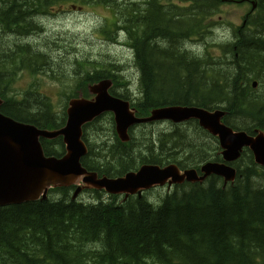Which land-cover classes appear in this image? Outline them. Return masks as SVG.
Returning <instances> with one entry per match:
<instances>
[{
    "label": "trees",
    "instance_id": "trees-1",
    "mask_svg": "<svg viewBox=\"0 0 264 264\" xmlns=\"http://www.w3.org/2000/svg\"><path fill=\"white\" fill-rule=\"evenodd\" d=\"M61 1L0 0L1 100L20 67L37 62L32 70L55 78L72 66L68 56L61 57V44L37 32L35 18ZM71 1L116 8L112 28L102 33L110 39L124 31L138 72L139 97L133 100L137 116L172 105L222 109L224 123L235 131L264 132V0H248L255 11L232 28L231 41L221 44L231 61L217 64L186 45L205 42L211 33L205 21L228 0ZM111 67H94L92 73L79 75L75 85L86 95L87 83L111 79L117 87L112 93L126 99L131 76L123 79L112 74ZM253 82L263 91L253 89ZM47 101L27 94L21 102L3 103L0 114L38 129L57 130L65 114L55 116ZM189 127L193 131L178 132L175 127L170 133L138 132L127 148L119 142L103 147L83 157L81 165L98 177L123 176L137 163L197 167L203 155H195L205 151L202 140L208 135L195 122ZM96 134L90 133L91 139ZM39 141L45 156L64 154L61 137ZM233 166L237 176L232 184L223 188L214 176L203 183L184 182L159 204L135 197L123 202L117 196L71 202L70 187L51 190L61 193L60 199L0 207V264H264V169L254 164L247 149Z\"/></svg>",
    "mask_w": 264,
    "mask_h": 264
},
{
    "label": "water",
    "instance_id": "water-1",
    "mask_svg": "<svg viewBox=\"0 0 264 264\" xmlns=\"http://www.w3.org/2000/svg\"><path fill=\"white\" fill-rule=\"evenodd\" d=\"M247 0H239L243 2ZM255 5L252 4V8ZM110 80H102L88 87L91 100L73 99L66 110L65 127L57 131L39 130L33 125L14 122L0 115V206L16 205L44 198L52 187L78 186L73 198L82 189L104 190L110 194H134L155 184H162L169 178L173 183H201L210 175L221 177L224 185L236 178V169L227 163L239 159L243 148H247L255 165L264 168V132L255 130L253 135L235 131L225 125L222 109L207 110L194 106H165L150 111L149 116L136 117L135 110L127 101L108 93ZM256 82L252 87H256ZM113 114L115 130L121 142L129 140L127 129L135 124L169 120L180 123L195 119L198 125L218 138L222 162H206L199 168L180 169L169 164L142 165L136 172H130L116 179H97L95 173L86 172L80 159L86 153L80 141L81 127L103 112ZM62 136L66 154L61 158L45 157L39 139H53Z\"/></svg>",
    "mask_w": 264,
    "mask_h": 264
},
{
    "label": "rangeland",
    "instance_id": "rangeland-1",
    "mask_svg": "<svg viewBox=\"0 0 264 264\" xmlns=\"http://www.w3.org/2000/svg\"><path fill=\"white\" fill-rule=\"evenodd\" d=\"M123 1L129 2L130 0ZM60 9L64 10L65 8L61 7ZM249 11V4H238L235 0L228 1L218 6L217 13L204 23L205 27L210 23H214V28L211 29V33L205 38V42L192 41L187 43L186 46L198 55L209 57L213 64H217V62L230 63L231 57L223 53L221 44H224L226 41H231L232 28L238 27L242 22V18ZM114 14L117 15L116 8L110 11L104 6L91 4L88 7L82 6L80 11L72 10L71 12L60 13H58L54 7H50L46 13L40 14L35 18L37 20L36 24L40 28L37 32L42 34V38L55 40L61 44L64 49L60 53L61 57L68 56L72 64L68 70L59 73L58 77L55 76L54 80L56 82H51L50 78L48 79L47 75L42 71L37 73V80L40 84V94L47 97V100L53 104L52 112L60 113L62 111L66 96H69L74 90L75 80L79 78V75L87 71L92 73V71L95 70L94 67L100 66L101 64L112 66L110 68L111 73L117 74L119 77L122 76L121 78L123 79L127 80V76H131L132 80L129 81V92L135 96V98L139 97L138 72L134 68L132 51L122 45V43H124L122 39V36H125L124 31L119 30V34L112 36L109 41L106 36L99 33V29L102 26H110L111 28L108 19L112 18L113 20ZM120 23L122 25L126 24L125 20H121ZM115 38H117L119 43H114ZM63 39L65 40L63 41ZM205 47L207 48L206 51H204ZM83 61L91 63L92 66H88V64H85V66H77L73 63ZM30 66L38 65L36 62L34 65L29 64L28 66H23L25 71L21 75H19L18 72H14L11 76V82L7 91L15 90L20 92L30 83H35L28 74L30 71H35L32 70ZM104 71L107 70L104 69ZM256 90L257 92H262L263 88L259 86ZM95 128L97 129V134L95 138L91 139L90 133L93 134ZM95 128H91L88 131V139L91 142L96 144L113 143L109 116L100 119ZM173 128L175 127L170 124H161L159 122L154 125L139 127L135 129V131L139 130L138 132L141 135L147 136L148 134H159L161 132L170 133L173 131ZM176 129L178 132L184 130L193 131L189 125L177 127ZM194 136H196L195 133ZM202 142L205 151L202 150L203 153L195 155L196 157L203 155V159L199 161L198 164L207 159H213L217 148L216 141L208 136H205ZM133 159L135 160L134 157ZM257 181L259 180L257 179ZM157 194L163 196L165 192L163 190H158L154 193V196H157ZM148 195L150 196L145 199L148 203L159 204V202L153 200V196H151L153 195V191L148 193ZM52 196L54 199H60L61 197L58 193H53L51 194V197ZM102 199L108 201L106 196H103ZM78 201L90 203L93 201V195L84 192L79 196Z\"/></svg>",
    "mask_w": 264,
    "mask_h": 264
}]
</instances>
